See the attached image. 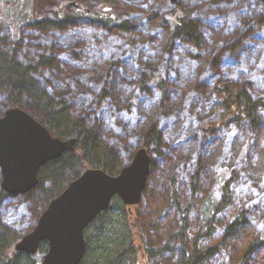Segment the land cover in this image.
<instances>
[{
    "label": "trees",
    "instance_id": "trees-1",
    "mask_svg": "<svg viewBox=\"0 0 264 264\" xmlns=\"http://www.w3.org/2000/svg\"><path fill=\"white\" fill-rule=\"evenodd\" d=\"M111 1L119 12L127 11L129 21L116 20L114 12L115 21L106 23L71 21L72 17L64 22L58 16L34 24L32 16H20L13 21L20 28L29 26L23 35L0 32V103L9 105L7 110L24 109L56 137L76 139L75 150L46 163L39 184L24 195L4 191L0 170V264H40L47 242L36 254L15 250L26 234L24 224L40 214L38 221L51 200L86 169L102 168L117 175L144 146L152 156L150 179L171 146L173 126L166 130L161 119L173 116L163 110L178 95L205 94L215 81L225 80L216 86L222 121L230 119L234 126L250 129L261 124L264 5L260 0H180L189 14L168 21L161 14L166 0ZM152 23L161 26L156 30ZM163 26L172 44L168 38L157 48L155 36ZM154 47L162 48L163 54L156 55ZM160 63L167 68L168 85L163 88L160 75L146 71H155ZM186 84L194 88L185 90ZM156 102H161L162 116L152 121L151 115H144L145 108ZM203 172L200 164L191 175L186 204L174 177L165 175L166 187L159 189L165 205L155 209L146 204L149 217L144 215V203L127 206L113 198L109 209L86 229L88 247L80 264H210L225 253L235 264H264V239L255 238L242 247L248 210L230 216L218 235L240 173H221L213 188L205 191ZM149 179L143 197L153 192ZM197 209L200 223L194 226L191 214Z\"/></svg>",
    "mask_w": 264,
    "mask_h": 264
},
{
    "label": "rangeland",
    "instance_id": "rangeland-1",
    "mask_svg": "<svg viewBox=\"0 0 264 264\" xmlns=\"http://www.w3.org/2000/svg\"><path fill=\"white\" fill-rule=\"evenodd\" d=\"M138 1L145 2L147 0ZM179 1L177 0L175 3L173 0L165 1L164 7L161 8L164 21L173 19L179 14L184 16L189 14L179 4ZM61 2V0H37V10L40 11L41 16L45 17L50 12L57 10ZM87 2L91 3L92 8L111 7L118 21L130 20L127 11L119 12L118 8L112 5L111 0L110 2L108 0H89ZM92 2H98L99 5H95ZM260 2L264 5L263 0H260ZM154 5L157 6L158 4ZM34 7L35 0H0V32L11 34L10 31H18V33L23 35L24 32L29 30V26L25 25L20 28L13 19L20 16L31 17ZM41 16L38 18H41ZM153 26L157 30L161 25L154 23ZM163 28L164 30H161L155 36L154 45L157 48L161 41H166L168 38L171 41L167 27L163 26ZM114 35L116 42H119V33L115 32ZM157 48L154 47L157 51L156 55L158 53L163 54L162 48ZM152 51L154 52V50ZM158 59L160 58L158 57ZM166 70V65L160 63L155 71L149 69L146 71L152 74L158 73L163 84L161 88H163L168 85ZM204 70V67L200 68V72H204ZM224 81L221 79L215 81L212 86H209V90L205 94L199 92L188 94L185 91L187 94L178 95L172 103L166 104L163 110L167 114L173 115L169 120L168 118L167 120L165 118L161 119V102H156L151 107L149 105V107L145 108L147 111H145L144 115H151L150 120L161 119L162 124L163 122L166 123V130L170 129L169 126H173V134L168 141L171 146L167 148V155L163 158V162H159L158 169L152 173L149 179L148 187L153 191L151 197L145 194L141 202L144 203V207H146V204L155 209L164 207V196L159 192V189L166 187L163 179L165 175L174 177L175 182L179 184L178 189L182 194L181 200L183 204H186V198L190 196L189 179L200 164L204 167L201 181L205 191L213 188L217 177L221 173L229 175L231 172L237 171L241 176L233 184L232 206L221 217L218 235L222 233L230 216L235 213H241L243 210H248L249 221L242 241V247L245 249L248 243L255 238L264 239V109L260 112L261 124L256 129H250L246 126L236 127L230 119L222 121V109L219 104L220 96L216 92V86L219 83H225ZM150 83L152 86H157L158 84L153 81H150ZM193 88V85L188 84L184 87L185 90ZM163 97L164 95H162L161 101H163ZM0 104L3 112L9 107L3 102ZM120 107L124 109L125 105L120 104ZM210 126H213L212 131L207 132ZM130 159L131 156L128 161ZM148 211V207H146L144 213L146 217H149ZM39 215H37L36 219L25 222L24 229H26L24 234H27L35 226ZM166 216V223H168L172 220V214L170 217L169 215ZM191 221H193L194 226L199 225L200 215L198 209L192 212ZM166 223L164 222L163 225ZM114 224L116 225L117 223ZM107 240H109V237H107ZM210 264H235V262L232 256L230 257L225 253L212 259Z\"/></svg>",
    "mask_w": 264,
    "mask_h": 264
},
{
    "label": "water",
    "instance_id": "water-1",
    "mask_svg": "<svg viewBox=\"0 0 264 264\" xmlns=\"http://www.w3.org/2000/svg\"><path fill=\"white\" fill-rule=\"evenodd\" d=\"M75 144V138L52 135L24 109L9 108L0 115L2 188L13 195L31 191L39 184L41 168L64 153L73 152ZM151 168L152 156L143 146L117 175L102 168L86 169L51 200L35 227L20 239L15 250L36 254L41 243L47 242L48 250L40 264H80L87 252L85 231L88 226L109 209L116 196L127 206L139 205Z\"/></svg>",
    "mask_w": 264,
    "mask_h": 264
},
{
    "label": "flooded vegetation",
    "instance_id": "flooded-vegetation-1",
    "mask_svg": "<svg viewBox=\"0 0 264 264\" xmlns=\"http://www.w3.org/2000/svg\"><path fill=\"white\" fill-rule=\"evenodd\" d=\"M58 5V9L54 12H50L48 16H41L40 11L37 10V0H35V7L32 11V18L34 24L45 18L62 17L64 22L69 20L68 17H72L71 21L78 22H93V23H106L105 20L111 19L115 21L114 14L111 7L92 8L91 3L86 0H61ZM95 5L99 3L92 2ZM41 16V18H38ZM100 17L101 19H98ZM1 170V169H0ZM2 173V172H1Z\"/></svg>",
    "mask_w": 264,
    "mask_h": 264
}]
</instances>
